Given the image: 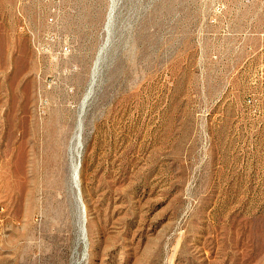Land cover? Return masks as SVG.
Masks as SVG:
<instances>
[{"label": "rangeland", "instance_id": "obj_1", "mask_svg": "<svg viewBox=\"0 0 264 264\" xmlns=\"http://www.w3.org/2000/svg\"><path fill=\"white\" fill-rule=\"evenodd\" d=\"M0 264H264V0H0Z\"/></svg>", "mask_w": 264, "mask_h": 264}, {"label": "built area", "instance_id": "obj_2", "mask_svg": "<svg viewBox=\"0 0 264 264\" xmlns=\"http://www.w3.org/2000/svg\"><path fill=\"white\" fill-rule=\"evenodd\" d=\"M56 14V10L52 8L47 12V22L50 24H53L55 22L54 15ZM52 44L53 47L51 48L53 52V57L55 59L60 58L62 56H65L69 52V44L66 41H56L52 39ZM40 44L38 43V48L41 47L39 46ZM37 47V46H36Z\"/></svg>", "mask_w": 264, "mask_h": 264}, {"label": "bare ground", "instance_id": "obj_3", "mask_svg": "<svg viewBox=\"0 0 264 264\" xmlns=\"http://www.w3.org/2000/svg\"><path fill=\"white\" fill-rule=\"evenodd\" d=\"M77 140L79 141V135H77ZM78 141H77V143H78ZM77 146H79V144H77ZM77 164L74 166V170H73V176H74V179L76 180V178H77ZM84 215V214H83ZM83 218H84V216H83ZM83 220H85V219H83ZM83 225V224H82ZM85 228V227H84ZM84 228H81V230L83 229L84 230ZM85 231V230H84ZM83 231V232H84ZM85 235V234H84Z\"/></svg>", "mask_w": 264, "mask_h": 264}]
</instances>
